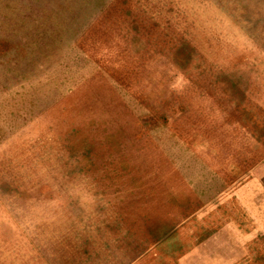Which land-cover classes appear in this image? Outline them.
<instances>
[{
	"label": "rangeland",
	"instance_id": "1",
	"mask_svg": "<svg viewBox=\"0 0 264 264\" xmlns=\"http://www.w3.org/2000/svg\"><path fill=\"white\" fill-rule=\"evenodd\" d=\"M0 264H264V0H0Z\"/></svg>",
	"mask_w": 264,
	"mask_h": 264
}]
</instances>
